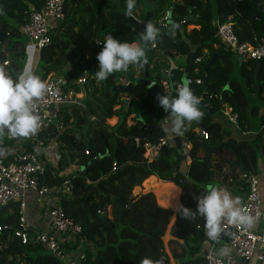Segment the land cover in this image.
<instances>
[{
    "label": "trees",
    "instance_id": "trees-1",
    "mask_svg": "<svg viewBox=\"0 0 264 264\" xmlns=\"http://www.w3.org/2000/svg\"><path fill=\"white\" fill-rule=\"evenodd\" d=\"M257 3L261 6L258 7ZM43 5L44 0H0V33L3 35L0 48L11 42L23 44L18 41L23 37L21 27L28 20L29 13L40 10ZM190 8H194V14L197 13L200 18L212 20L215 13L222 21L237 11L239 15L235 16L234 32L241 43H255V39L264 37V0H178L172 21L181 22L188 16ZM140 10L142 2L136 0L133 13ZM166 13V9H161L157 15H161V19ZM257 13L258 19L254 20ZM195 25L201 27L200 31L193 30L186 34V38L200 47L197 57L203 59L200 65L192 68L189 78H209V95L218 113L212 117L198 107L203 113L202 118L186 123L187 130L184 132L193 143L192 165L187 174L184 173L185 161L175 149L150 163L144 158L145 144H156L166 138L160 127L162 119L146 86L136 85L132 95L136 100L131 101L127 109L122 106L120 111L116 108L120 107V99L124 95L115 94L113 90L119 86L118 80L124 77V72H116L104 81H97L94 74L73 69L75 60L80 56L79 63L93 60L92 69L97 71L96 56L103 47L98 44L109 35L139 46V28L126 15V0H66L64 20L50 33L52 45L40 52L39 71L43 81L52 74L63 76L66 94L84 96L80 105L60 108L50 129L43 135L46 146L52 143L59 145L57 164L55 167L48 166L44 185L53 188L62 187L67 180L71 182V195L64 197L61 205L67 216L83 229L87 241L83 264H141L145 258L152 261L162 259L163 264H171L172 261L175 264H207L202 254L211 246L227 243V239L220 242L218 237L215 240L207 238L202 217L190 221L179 212L175 215L172 210L158 206L155 195L160 183L157 178L163 181L168 197L171 195L168 183H174L182 191V205L195 211L200 194L209 186L220 188L215 185V179L218 173L230 168L224 185L244 201L249 190L240 177L245 173L257 175L259 154L264 156V59L240 64L248 89L261 102V106H252L241 83L232 78L235 70L233 55L219 40L215 27L203 21H197ZM181 40L176 28L159 31V46L169 52L180 51L184 47L189 53L187 45L180 44ZM204 51H208L206 55ZM214 55L215 64L205 72ZM18 56L15 52L16 62ZM23 56L21 54L19 58ZM196 68H199L197 74ZM131 69L132 65L128 71ZM151 73L157 82L169 78L174 85L181 83L182 73L179 70L169 71L166 75L157 70L155 63ZM257 82H260L258 93ZM190 88L194 95L202 96V87L191 85ZM220 96L239 116L242 131L251 132L252 120H261L263 130L258 137L247 141L225 136L220 121H215L224 116ZM114 117L119 118L118 124L108 126L107 121L111 126L116 124ZM131 117L133 124L128 126ZM195 124L207 126L208 139L204 142L208 146L225 145L214 154L216 161L211 162H216L214 166L218 169L209 168L204 163L206 155L195 134ZM136 139H140V147L136 145ZM25 148L33 150L28 143ZM113 153L115 160L105 157ZM142 185L144 192L149 194L133 197V190ZM120 199L125 204L122 220ZM108 208L112 210L110 218ZM174 216L176 220L170 229ZM18 218V207H14L12 213L7 210L0 212V224L15 227ZM168 231L171 237L168 243L170 255L164 243ZM200 236L205 238V243L201 242ZM0 264L62 263L40 246H23L13 232H4L0 234Z\"/></svg>",
    "mask_w": 264,
    "mask_h": 264
},
{
    "label": "built area",
    "instance_id": "built-area-1",
    "mask_svg": "<svg viewBox=\"0 0 264 264\" xmlns=\"http://www.w3.org/2000/svg\"><path fill=\"white\" fill-rule=\"evenodd\" d=\"M65 4L66 0H44L43 7L30 12L28 20L21 27L23 36L39 53L52 45L50 33L54 26L64 20ZM236 15H239L237 11L224 21L221 19L216 21L214 25L219 40L243 62L263 60L264 37L255 39V43H241L234 32ZM130 17L140 23L143 22V18H140L137 13H132ZM168 20L166 13L157 24L167 29L169 28ZM157 30L159 34L162 29ZM98 46L101 47V43ZM150 49L159 51L158 37L151 41ZM201 63L202 58L197 57L195 66ZM3 65L8 67L10 63L4 61ZM154 69L155 64L151 62V72ZM163 73L167 75L169 72L164 71ZM188 80L190 81L189 86H202L203 84L202 79L189 78ZM118 81L121 86L129 84L126 75ZM44 83L47 91L42 97L34 100L32 105L34 115L39 117L38 130L34 135L23 138L24 142L33 146V150L27 151L26 148L14 150L9 158H0V212L7 210L12 213L14 207L19 209V218L15 227L11 224H0V234L13 232L15 238L23 246L38 245L62 264H83L86 260L87 244L83 229L67 216L61 205V200L71 195V182L67 180L62 187L50 188L44 185L48 166L51 164L49 152L43 140V135L50 129L59 109L67 105H80V98L79 95L64 92L63 87L66 82L63 76L52 74L46 78ZM159 83L164 95L169 97L175 96L177 88L181 85V83L174 85L169 78ZM134 100H136L134 96L124 95L120 99V107ZM222 113L231 124L238 126L239 116L230 107L227 108L225 103L222 105ZM197 134L201 143L208 139L207 131L200 129ZM136 145L141 146L140 139H136ZM173 145L174 138H164L156 144L147 143L143 147L144 158L149 163L156 161L165 147L169 149ZM192 149L191 140L187 137L181 140L180 155L188 170L192 165ZM113 171H116V166ZM185 173L188 171L186 170ZM240 179L249 190L248 197L241 207L244 212L255 218V223L249 228L238 227L225 221L218 237L224 236L227 239L231 254L227 257L220 256L217 254L216 247L211 246L202 254L207 264H264V197L261 183L257 175L252 173H245ZM28 194L35 196L38 201V212L35 214L30 213ZM107 211L109 214V210ZM99 214L105 215L102 212ZM30 215H33L32 220H29ZM261 222H263V227L260 231L258 224Z\"/></svg>",
    "mask_w": 264,
    "mask_h": 264
},
{
    "label": "clouds",
    "instance_id": "clouds-1",
    "mask_svg": "<svg viewBox=\"0 0 264 264\" xmlns=\"http://www.w3.org/2000/svg\"><path fill=\"white\" fill-rule=\"evenodd\" d=\"M136 0H126V15H132ZM175 27V25H173ZM158 37V30L152 24H146L140 34L142 41L151 42ZM102 50L97 54L98 70L94 73L97 81H104L116 72H126L131 65L142 66L145 61V51L135 43L121 42L112 35L102 42ZM190 81L182 79L173 97L162 95L158 97L159 106L168 113L164 121L170 124V134L180 136L186 131V123L199 121L203 113L198 106L199 97L194 95L189 87ZM47 91L46 84L30 69L18 74L15 79L0 71V132L7 131L13 138H27L34 135L39 127V117L33 113L34 100L42 97ZM177 211L190 221L202 217L205 221L207 238L215 240L222 231L226 221L238 227H252L255 218L243 211L238 197L224 188L209 186L197 198L196 210L192 211L178 205ZM141 264H163V260L152 261L148 258Z\"/></svg>",
    "mask_w": 264,
    "mask_h": 264
},
{
    "label": "crops",
    "instance_id": "crops-1",
    "mask_svg": "<svg viewBox=\"0 0 264 264\" xmlns=\"http://www.w3.org/2000/svg\"><path fill=\"white\" fill-rule=\"evenodd\" d=\"M166 10H168V8ZM196 15H197V13H196ZM215 16H216V18H215ZM219 19H221V18L217 14L214 13L213 19L211 20V22H212L211 24L215 27V29H216V26L214 24ZM196 22L197 21L190 22V23L185 25V36H186V34L187 35L190 34L193 30L200 31L201 27L195 25ZM6 39L8 40L9 37H7ZM2 41H3V38H0V43H2ZM18 41L22 42L23 44H20V43L19 44H14V42H11V43H7V44L3 45L0 48V71L5 72L7 75H9V76H11V77H13L15 79V77L18 74L22 73L25 70V68H28L34 74H38L37 76L43 81L41 72L39 71L40 53L29 43L28 40H27V42H24V40H18ZM180 44H181V42H180ZM183 44H185V43H182L181 45H183ZM12 46H15L14 50H15V52L17 54H19V56H21V54L24 55L22 58L21 57L19 58V56H18V59H17L18 61L17 62L15 61V52L12 49ZM159 47H160L159 51H156L155 55L151 59V61L156 63L157 70L159 72H161V73H163L164 71H168L169 72V71H172V66L174 65L175 67L178 68V69H174V70H179L182 73V78H183L184 70L188 67L189 61H190V56H191V52H190L189 47L187 46V48L189 49L188 50L189 53L187 52V50L184 47L180 48V51H172V52H169L168 50L162 48L161 46H159ZM207 52L208 51H204V54L206 55ZM26 54H28V56H30L31 58L34 57V59H33L34 66H32L31 63H27L25 68L22 67V63L24 62V58H25ZM232 55H233L232 56V62L234 63V66H235V70L233 72V77L232 78L237 80V81H239L241 83V85H242V87H243V89L245 91V95H246L247 99L249 100V102H250V104L252 106H261V102H260L258 96L256 94H253L248 89V87L246 85V81L243 79V77L241 75L240 60L235 61L234 60L235 57H236V59H238V58H237V56L234 53H232ZM4 61H9L10 66H8V67L4 66L3 65ZM196 70H195V73L197 74L199 72V68H196ZM38 71H39V73H38ZM131 72H132V74H133L135 79H139V78H141L144 75V70L140 69L138 67V65H132ZM126 74H127V72H124V76ZM200 87H202V86H200ZM202 90H203V88H202ZM79 98L83 99L84 96L83 95H79ZM254 98H256V99H254ZM251 99H254V100H251ZM258 102H259V104H257ZM128 106H129V104H128ZM128 106L125 105L124 107L127 109ZM221 107H222V105H221ZM226 107L227 108L230 107L229 104H226ZM260 112L263 113V110H260ZM221 113H222V110H221ZM166 115L167 114L165 112L163 117L161 118L162 120H161V123H160V127L164 130V132L166 134V138L167 139H173V138H176V137H180L181 140L186 138L185 132L183 133V135L176 136V135H173V134H170V133L168 134V132L165 131V126L166 125H165L164 119L166 118ZM223 117L221 119H217V120L215 119V121H220V124L223 127L224 132L226 134L225 136H227V137L229 136V137L236 138L238 140L251 141V140H254L256 137H258L259 134L261 133V131L263 130L262 122H261L260 119L252 120L253 130L251 132H249V133H246V132H244V131H242L240 129L239 119H238V126H235V125L231 124L228 121V119L226 118L225 115ZM114 118L117 120V122L112 127H115L118 124V122H119V118L118 117H114ZM127 123H128V126H131L133 124V117L129 118ZM231 125L234 128H232ZM190 126H191V124H189V127ZM198 130H200V128H198L197 124H195V130L194 131H195V134L198 136V141H199V135L197 134ZM0 139H1L0 142L3 144V145L0 146V158H4V159L9 158V156L12 154V152L14 150H20V149L25 148V144L27 143V142H24L25 140H23V138H20V137L13 138V137H11L7 133L6 130L3 131V132H0ZM9 143H12V144L10 145ZM223 146L225 147V145H223ZM47 149H48V152H49L50 164L55 167L56 164H57L58 158H59L58 157L59 145L52 143L49 146H47ZM171 149H175L176 150L175 144L169 148V150H171ZM52 159L55 162L54 164L52 162ZM216 159L217 158L214 155L212 161H216ZM215 163L212 164L213 167H216V166H214ZM258 164L260 165V167H262V168L264 167V161L262 159L259 160ZM234 169H236V168H234ZM186 170L189 171L187 169L186 165H185L184 173H185ZM237 170H238V168H237ZM74 171L75 170H73L72 172H74ZM230 171H231V169L228 168V169L224 170L223 172L218 173V177L215 179V185H217L220 188H224L227 191H229L234 198L238 197L240 199L241 205H242L245 202V200L243 201L242 198L237 196L229 187L224 185V178H225L226 174H228ZM185 174H187V173H185ZM152 177L157 178L156 176H152ZM157 179H158V181L160 183L157 185V189H156L155 195L158 197L159 205L162 206L161 208L165 207L164 209H168V208H171V206H173V208L176 211L175 210H172V211L174 213L178 212L177 211L178 205H182L181 198H182L183 194H182L181 189L179 187H177L174 183H168L169 184V189L171 191V195H170V197H168L167 194L165 193V190H164L163 186H162V184H163L162 182L163 181H161L159 178H157ZM164 183H166V182H164ZM260 183H261V181H260ZM164 185H166V184H164ZM136 188H138V189H134L135 191L133 190V194L135 195V196L133 195V197L149 194L148 192H144L143 185L140 186V187H136ZM261 189H262V193H263V197H264V183L263 184L261 183ZM156 200H157V198H156ZM108 210H109V214H108L109 216L108 217L110 218L111 214H112L111 213L112 210H111V208H108ZM175 217L176 216H174V219H176ZM32 219H33V215H30L29 216V220H32ZM261 223L258 224V228H260V231H261V228L263 227V222H261ZM166 249H167L168 254L170 255L169 249H168L167 246H166ZM216 251H217L218 255L224 256V257H227V256H229L231 254L230 249L227 246V243H224L223 245L218 246V248H216ZM171 264H175L174 261H172Z\"/></svg>",
    "mask_w": 264,
    "mask_h": 264
},
{
    "label": "water",
    "instance_id": "water-1",
    "mask_svg": "<svg viewBox=\"0 0 264 264\" xmlns=\"http://www.w3.org/2000/svg\"><path fill=\"white\" fill-rule=\"evenodd\" d=\"M251 1H254V0H251ZM141 2H142V8L145 10V17L143 19V22L140 23V22L132 19L131 17L130 18H131L132 23L139 28V46L142 47L145 51V61H144L142 66L138 65V67L140 69L144 70V75L139 79H135L132 72L128 71L126 74L128 82H129L128 86L119 85L116 88H114L113 92L115 94L116 93H122L123 95L132 96L134 88L136 85L141 84V85L146 86L151 92V95L154 99L155 108L157 110L159 118L161 119L163 117L165 111L159 106L158 97L164 95V93L162 92L160 83L153 80L152 73L150 70L151 59L155 55L156 51L150 49V43L151 42L141 40L140 34L144 31L145 25L149 24V23L154 25L156 27V29H158V28L163 29V27H161L157 24L158 20H156L155 17L159 16V15H157L158 10L168 8V10H167V15L169 18V20L167 22L168 27L169 28H176L179 30V32L181 33V38H182L181 44L182 43L187 44V46L189 47L190 52H191L189 65L184 70V76L182 78V79H184V78L189 79L190 72L195 65V60L197 58L198 50L200 47L199 46H193L192 43L188 39H186L185 25L190 23V22H195V21H203V22H206L207 24H211L212 22H211V20H208L205 18H200L199 16L195 15L193 12L194 8H190L188 16H186L182 22L172 21V15H173V12L175 9V3H177V0H156V1L141 0ZM260 6H261V4H258V7H260ZM255 19H258V13L255 15L254 20ZM173 25H175V27H173ZM163 30H166V29H163ZM0 38H3V35L1 33H0ZM215 59H216V55H214L212 57L210 63L205 67V72H207L215 64ZM79 60H80V56L75 60L74 65H73V69L78 68L80 70L85 71L86 73H91V74H94L96 72L94 69H92L93 60H90L88 63H79ZM242 62L243 61L240 59V64ZM174 69H178V68L173 65L172 70H174ZM182 79H181V83H182ZM210 84H211V82H210L209 78L206 77L203 80V84H202L203 95L200 97L201 104L198 107L202 108L209 115L215 116L218 113V111L215 108V106L212 102V98L209 95ZM228 87H229V85H227L226 89ZM256 87H257V93H258L260 91V82H257ZM219 100L221 102V105H223L224 101H223L222 96L219 97ZM126 106H128L127 102H126ZM197 127L204 130V131H207L206 125L197 124ZM144 135H145V133H144ZM174 144H175L177 152L180 154L181 138L180 137L174 138ZM202 147H203V150H204L205 155H206L204 163L209 168H212L211 161L213 159L214 154L217 151L221 150L224 146L210 147L205 142H202ZM168 152H169V149L167 147H165L162 150V154H166ZM105 157H110L111 159L115 160V153H113L111 155L107 154ZM120 202H121V206H122V212H121V220H122L124 217V214H125V204H124L122 199H120ZM105 219L109 220L107 217ZM113 228H115L114 225H113ZM199 233H200V230H199ZM218 239L220 242H223L225 240L224 236H220V237H218ZM200 240L203 243L206 242L205 238L202 236H200Z\"/></svg>",
    "mask_w": 264,
    "mask_h": 264
},
{
    "label": "rangeland",
    "instance_id": "rangeland-1",
    "mask_svg": "<svg viewBox=\"0 0 264 264\" xmlns=\"http://www.w3.org/2000/svg\"><path fill=\"white\" fill-rule=\"evenodd\" d=\"M212 2H213V0H211ZM137 14L139 15V17L140 18H143L144 19V17H145V10L142 8V10H140V11H138L137 12ZM160 18V15L159 16H156L155 17V19L156 20H158ZM215 18H216V16H215ZM215 21V20H214ZM27 38L25 37V36H23L22 38H21V40H24V42H27V40H26ZM33 59H34V57L33 58H31L30 56H28V54H26L25 55V58H24V62L22 63V67H26V65H27V63H31L32 64V66H34V64H33ZM235 61H237V60H239V59H236V57H235V59H234ZM38 73H39V71H38ZM36 75H38V74H36ZM80 99H82V98H80ZM254 99H256V98H254ZM254 99H251V100H254ZM257 104H259V102L257 103ZM116 110H122V107H117L116 108ZM167 115H166V117L168 116V113H166ZM165 120V119H164ZM165 122V129L166 128H169L170 127V124L168 123V122H166V121H164ZM107 125L108 126H110V127H112L109 123H108V121H107ZM232 126V125H231ZM232 128H234L233 126H232ZM168 132V131H167ZM168 134H169V132H168ZM1 140V139H0ZM0 146H1V144H0ZM3 147V146H2ZM259 157H260V159H262L263 161H264V156H263V154H259ZM52 162H53V164L55 163L54 162V160L52 159ZM257 176H258V179H259V181H261V183L263 184L264 183V167L262 168V167H260V165H258V169H257ZM134 195V194H133ZM135 196V195H134ZM28 203H29V206H30V213H32V214H35L36 212H38V201L35 199V196H33L32 197V195L31 194H28ZM157 204H158V202H157ZM159 205V204H158ZM160 206V205H159ZM162 207V206H161ZM165 208V207H164ZM177 214V212H175V215ZM176 218V217H175ZM175 220L176 219H174L173 218V220H172V222H171V225H170V229L173 227V224H174V222H175ZM262 224V223H261ZM167 239V240H166ZM171 240V238H170V235H169V231H168V233H167V235H166V237L164 238V243H165V246H167L168 247V243H169V241ZM216 248H218V246L216 247ZM239 264H241V263H239Z\"/></svg>",
    "mask_w": 264,
    "mask_h": 264
},
{
    "label": "bare ground",
    "instance_id": "bare-ground-1",
    "mask_svg": "<svg viewBox=\"0 0 264 264\" xmlns=\"http://www.w3.org/2000/svg\"><path fill=\"white\" fill-rule=\"evenodd\" d=\"M168 209H171V210H175L174 208H173V206H171V208H168ZM176 211V210H175ZM167 240V239H166Z\"/></svg>",
    "mask_w": 264,
    "mask_h": 264
},
{
    "label": "flooded vegetation",
    "instance_id": "flooded-vegetation-1",
    "mask_svg": "<svg viewBox=\"0 0 264 264\" xmlns=\"http://www.w3.org/2000/svg\"><path fill=\"white\" fill-rule=\"evenodd\" d=\"M175 7H176V3H175ZM151 62H153V61H151ZM154 64H155V62H154Z\"/></svg>",
    "mask_w": 264,
    "mask_h": 264
}]
</instances>
